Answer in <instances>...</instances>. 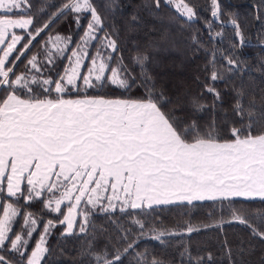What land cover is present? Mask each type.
Listing matches in <instances>:
<instances>
[{
  "label": "snow or ice",
  "instance_id": "1",
  "mask_svg": "<svg viewBox=\"0 0 264 264\" xmlns=\"http://www.w3.org/2000/svg\"><path fill=\"white\" fill-rule=\"evenodd\" d=\"M162 2L185 23L199 18L190 0H142L128 14L125 29L134 32L140 11L151 15ZM122 11L119 0H0V264H41L52 228L64 225L63 234L72 235L79 222V232L86 233L97 213H119L120 222L112 221L118 234L100 244L93 234L79 253L80 264H164L147 249L138 251L139 241L163 244L162 237L190 236L232 222L244 225L250 240L264 242V209L241 203H264V96L257 101L243 86L233 87L229 117L217 88L234 73L250 71L240 67L237 43L225 53L194 33L188 46L207 57L204 79L195 78L199 91L173 98L149 71L165 50L166 34L143 48L134 44L131 57L116 55L122 52L118 30L106 21ZM210 11L209 42L223 36L212 33L222 15L219 0H210ZM69 13L75 14L77 28L83 27L82 35L75 41L50 35L33 52L37 37ZM81 20H87L86 27ZM229 22L243 47L241 24L232 18L221 27ZM257 38L264 46V31ZM105 88L121 94L102 95ZM218 108L225 113L219 122ZM207 110L213 118L201 125L195 114ZM206 201L212 202L209 223L199 225L182 220L169 228L145 211L161 205L190 209ZM36 204L39 211L33 210ZM51 214L56 215L45 221ZM244 243L234 252L224 241L228 264H245L236 258L254 249ZM185 255L194 264L205 260L193 257L189 246ZM207 260H213L211 253Z\"/></svg>",
  "mask_w": 264,
  "mask_h": 264
},
{
  "label": "trees",
  "instance_id": "2",
  "mask_svg": "<svg viewBox=\"0 0 264 264\" xmlns=\"http://www.w3.org/2000/svg\"><path fill=\"white\" fill-rule=\"evenodd\" d=\"M122 13L118 12L115 16L109 14L106 23H111L118 30L117 39L118 45L122 52L116 55H124L131 57L134 53V44H139L143 48L148 42L159 40L162 34L167 35L164 42V49L160 51L155 59L156 63L150 67L149 71L155 77L158 87H161L169 96L175 98L177 94L183 96L187 91H199V85L196 77L204 79L202 72L203 65L207 57L203 51L194 53L188 46L190 37L197 33L202 41L209 48H220L223 52L231 51L233 42L237 43L236 54L239 57L241 68L250 69L243 72H236L228 83L219 82L217 88L221 91L224 100L222 103L223 109H227V115L231 117L230 106L233 101L234 93L231 91L233 87L240 88L243 86L249 96H255L257 101L264 96V70H261V61H264V46L258 40V34L264 31V7H261V0H219L221 6L220 20L216 21L212 29L213 35L215 32H223V36L209 42L208 29L205 27V20H212L210 11V0H190L196 6L198 19L185 23L179 19L174 8H169L162 2L161 8L154 10L153 14H149L143 10L140 11V22L136 26L134 32H128L125 29V21L129 13L133 11L142 0H119ZM50 3L59 4L60 0H50ZM49 12L56 11L55 8L48 10ZM74 15L69 13L67 16L57 19L50 28L34 41L35 47L33 52L37 51L41 44L48 37L57 34L62 37L71 36L75 41L79 35L83 33V27L77 28ZM259 15L260 20L255 19ZM236 18L241 24L246 45L239 46V38L234 36V28L232 24L225 23L221 27V21H230ZM48 19L45 15L42 17L41 23ZM81 25L86 27L87 20H81ZM18 34L22 30L17 29ZM19 47V45H18ZM219 58V57H218ZM236 58V57H233ZM20 70L23 71V65H20ZM92 92V90H89ZM135 93L136 90L134 89ZM102 95L107 94L111 97H119L121 91L118 89L105 88ZM210 99V98H209ZM225 115L218 108L215 116L217 121ZM195 118L201 125H206L213 118V113L207 110L203 113H196ZM212 202H203L202 207L190 209L180 208L174 205L155 206V211L145 209L150 212L153 218H159L163 225L174 228L178 221L190 220L192 224L199 225L201 223H209L206 219L207 213L210 211L208 205ZM242 205L252 210L264 209V203L259 200L242 201ZM38 204L33 206L34 211H39ZM188 215L185 216L184 212ZM2 215V213H0ZM56 214L45 216L47 219H52ZM120 214H111L110 217L104 213H97L90 217L86 233L79 232V222L74 227V234L64 235V225L57 224L56 227L50 230V235L47 237L46 247L48 252L45 254L41 264H80L79 253L86 245V241L93 239V234L96 237L94 243L100 244L109 234H118L116 225L112 221L120 222ZM227 219V217H226ZM42 225L38 233L34 234L30 247H34L35 242L42 232ZM178 231L181 229H177ZM249 230L238 222L224 223L218 228H202L199 232H194L190 236L188 234L162 237L165 243L150 238H144L139 241L138 251L148 250L152 255H158V258L164 261V264H194L188 256H181L185 246H189V250L193 257L200 255L205 257L203 264H228L224 258V241L227 240L234 252L237 246L242 245L247 248L249 242L253 246V251L250 253H241L239 259H243L245 264H264V242L256 239H249ZM211 253L212 261L207 260V254ZM11 259V257H9Z\"/></svg>",
  "mask_w": 264,
  "mask_h": 264
},
{
  "label": "water",
  "instance_id": "3",
  "mask_svg": "<svg viewBox=\"0 0 264 264\" xmlns=\"http://www.w3.org/2000/svg\"><path fill=\"white\" fill-rule=\"evenodd\" d=\"M229 24H231V23L229 22Z\"/></svg>",
  "mask_w": 264,
  "mask_h": 264
},
{
  "label": "crops",
  "instance_id": "4",
  "mask_svg": "<svg viewBox=\"0 0 264 264\" xmlns=\"http://www.w3.org/2000/svg\"><path fill=\"white\" fill-rule=\"evenodd\" d=\"M16 31V30H15Z\"/></svg>",
  "mask_w": 264,
  "mask_h": 264
}]
</instances>
